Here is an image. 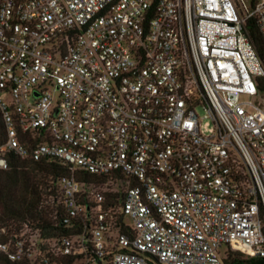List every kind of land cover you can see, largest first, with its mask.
I'll return each mask as SVG.
<instances>
[{
  "label": "built area",
  "instance_id": "1",
  "mask_svg": "<svg viewBox=\"0 0 264 264\" xmlns=\"http://www.w3.org/2000/svg\"><path fill=\"white\" fill-rule=\"evenodd\" d=\"M0 0V171L64 172L12 264L264 260V2ZM203 111L212 131L201 132ZM50 229V228H49Z\"/></svg>",
  "mask_w": 264,
  "mask_h": 264
},
{
  "label": "trees",
  "instance_id": "2",
  "mask_svg": "<svg viewBox=\"0 0 264 264\" xmlns=\"http://www.w3.org/2000/svg\"><path fill=\"white\" fill-rule=\"evenodd\" d=\"M258 0H250L252 6ZM246 34L262 58L264 47L257 27L252 20L245 23ZM4 129L0 119V144ZM64 170L55 163H34L21 161L10 155L8 168L0 171V227H6L8 232L17 231L23 227L40 228L44 234L53 230L64 233L62 229H51L45 221L46 213L40 208L44 192L50 187L51 181L63 174ZM50 228V229H49ZM223 264H264L263 259L246 258L239 253L225 250ZM0 264H12L0 256Z\"/></svg>",
  "mask_w": 264,
  "mask_h": 264
},
{
  "label": "rangeland",
  "instance_id": "3",
  "mask_svg": "<svg viewBox=\"0 0 264 264\" xmlns=\"http://www.w3.org/2000/svg\"><path fill=\"white\" fill-rule=\"evenodd\" d=\"M242 1H247V0H242ZM260 1H262V2H264V0H260ZM234 2L236 3V5H238L239 3H238V0H234ZM195 113L198 115V117L201 119V122H200V124H201V132H202V134H204V135H208V134H210L211 133V131H212V128H211V124H210V121L209 120H207V119H202V116H203V111L201 110V108L200 107H196L195 108Z\"/></svg>",
  "mask_w": 264,
  "mask_h": 264
}]
</instances>
